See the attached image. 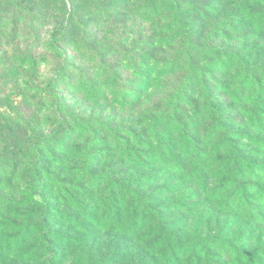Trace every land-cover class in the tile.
I'll list each match as a JSON object with an SVG mask.
<instances>
[{
    "label": "rangeland",
    "instance_id": "1",
    "mask_svg": "<svg viewBox=\"0 0 264 264\" xmlns=\"http://www.w3.org/2000/svg\"><path fill=\"white\" fill-rule=\"evenodd\" d=\"M211 108L264 141V0H0V264H222L158 195Z\"/></svg>",
    "mask_w": 264,
    "mask_h": 264
},
{
    "label": "trees",
    "instance_id": "2",
    "mask_svg": "<svg viewBox=\"0 0 264 264\" xmlns=\"http://www.w3.org/2000/svg\"><path fill=\"white\" fill-rule=\"evenodd\" d=\"M225 58L227 61L230 55ZM188 82L180 86L169 104L181 103L191 85ZM210 110L208 117L214 119L205 143H190L193 151L174 154L176 163L172 167L177 166L179 173L167 182L165 193L158 194L159 198L168 196L166 203L169 198L175 199L168 209L177 215L175 228L165 234L166 239L178 242L185 232H214L215 239L209 244L221 253L222 264H264V157L260 159L261 154L254 149L259 138L242 146L237 143L240 135L230 125L234 119L229 122L223 116L225 110ZM179 137V141L181 137L192 138L187 129H182ZM171 145L170 141V149ZM259 148L264 150V141ZM132 205H142L138 196L133 197Z\"/></svg>",
    "mask_w": 264,
    "mask_h": 264
}]
</instances>
